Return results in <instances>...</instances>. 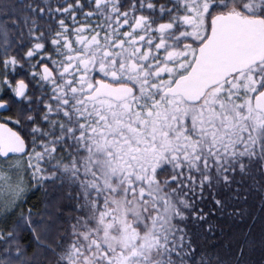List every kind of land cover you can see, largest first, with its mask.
I'll use <instances>...</instances> for the list:
<instances>
[{
  "label": "snow or ice",
  "instance_id": "1",
  "mask_svg": "<svg viewBox=\"0 0 264 264\" xmlns=\"http://www.w3.org/2000/svg\"><path fill=\"white\" fill-rule=\"evenodd\" d=\"M0 264H264V0H0Z\"/></svg>",
  "mask_w": 264,
  "mask_h": 264
}]
</instances>
